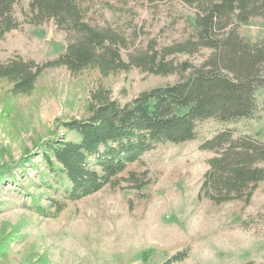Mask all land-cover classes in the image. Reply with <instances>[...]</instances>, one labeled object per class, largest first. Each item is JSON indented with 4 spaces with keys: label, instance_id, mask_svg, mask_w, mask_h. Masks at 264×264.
Masks as SVG:
<instances>
[{
    "label": "rangeland",
    "instance_id": "1",
    "mask_svg": "<svg viewBox=\"0 0 264 264\" xmlns=\"http://www.w3.org/2000/svg\"><path fill=\"white\" fill-rule=\"evenodd\" d=\"M127 8V14L106 12V22L136 33V45L143 47L151 40L167 44L180 38L193 13L176 0L154 6L131 0ZM16 13L22 25L0 40V61L21 56L43 62L65 51V35L54 24L34 26L25 23L19 8ZM238 32L264 42V18L241 24ZM174 81L137 69L106 79L97 71L71 76L56 69L45 72L30 96L13 95L0 81V264H163L185 250L190 255L179 264H264V183L248 206L198 200L211 156L201 149L207 139L232 129L264 141V89L256 94L252 117L208 120L198 125L195 140L147 152L145 167L134 168L149 170L150 183L142 190L108 185L80 201H66L57 215L35 210L33 201L47 208L46 197L62 192L45 188L59 177L47 169L44 143L65 133L61 122L87 116L93 90L103 87L126 104Z\"/></svg>",
    "mask_w": 264,
    "mask_h": 264
},
{
    "label": "trees",
    "instance_id": "2",
    "mask_svg": "<svg viewBox=\"0 0 264 264\" xmlns=\"http://www.w3.org/2000/svg\"><path fill=\"white\" fill-rule=\"evenodd\" d=\"M129 1L0 0V40L20 29L19 8L25 23H52L67 42L55 59L38 62L15 56L0 61V81L11 86L13 95H32L45 72L56 69L71 76L97 71L103 79L134 69L176 77L126 104L99 87L91 92L86 117L59 124L65 133L44 143L43 157L47 169L59 177L45 188L62 192L59 198L46 197L47 208L33 201L42 216L57 215L66 201H80L108 185L127 183L140 191L150 183L149 170L134 168L145 167L147 152L159 144L195 140L202 122L250 118L257 110L256 94L264 89V42L249 41L238 28L264 18V0H176L193 11L182 36L167 44L151 40L146 47L136 45V33L128 35L121 26L106 22V12L127 14ZM201 149L211 156L198 200L216 206L250 205L264 183V141L226 129ZM189 255V250L178 252L163 264L182 263Z\"/></svg>",
    "mask_w": 264,
    "mask_h": 264
}]
</instances>
